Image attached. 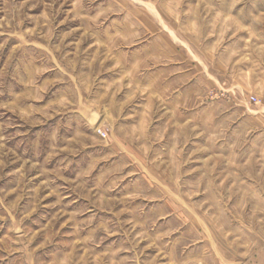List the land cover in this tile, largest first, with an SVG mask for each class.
I'll use <instances>...</instances> for the list:
<instances>
[{
	"label": "rangeland",
	"instance_id": "374dc122",
	"mask_svg": "<svg viewBox=\"0 0 264 264\" xmlns=\"http://www.w3.org/2000/svg\"><path fill=\"white\" fill-rule=\"evenodd\" d=\"M262 247L264 0H0V264Z\"/></svg>",
	"mask_w": 264,
	"mask_h": 264
},
{
	"label": "crops",
	"instance_id": "0c3cea01",
	"mask_svg": "<svg viewBox=\"0 0 264 264\" xmlns=\"http://www.w3.org/2000/svg\"><path fill=\"white\" fill-rule=\"evenodd\" d=\"M241 264H264V247H262L258 253L249 257Z\"/></svg>",
	"mask_w": 264,
	"mask_h": 264
},
{
	"label": "built area",
	"instance_id": "2783aa9c",
	"mask_svg": "<svg viewBox=\"0 0 264 264\" xmlns=\"http://www.w3.org/2000/svg\"><path fill=\"white\" fill-rule=\"evenodd\" d=\"M253 100H254V101H257V99H256V98H254ZM99 132H100L102 135L106 136V134H105V133H103V132H102V130H100Z\"/></svg>",
	"mask_w": 264,
	"mask_h": 264
}]
</instances>
